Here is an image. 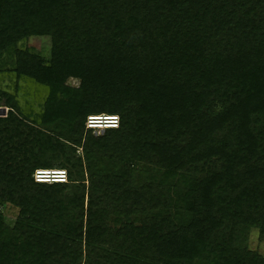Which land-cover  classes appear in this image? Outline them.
<instances>
[{
	"label": "trees",
	"instance_id": "obj_1",
	"mask_svg": "<svg viewBox=\"0 0 264 264\" xmlns=\"http://www.w3.org/2000/svg\"><path fill=\"white\" fill-rule=\"evenodd\" d=\"M0 108V264H264V0H0Z\"/></svg>",
	"mask_w": 264,
	"mask_h": 264
},
{
	"label": "rangeland",
	"instance_id": "obj_2",
	"mask_svg": "<svg viewBox=\"0 0 264 264\" xmlns=\"http://www.w3.org/2000/svg\"><path fill=\"white\" fill-rule=\"evenodd\" d=\"M46 39V38H44ZM48 40V39H47ZM48 41L43 39H29L22 42L20 45L23 49H29L34 53L43 54V50L48 48ZM76 84V82H72ZM98 133L103 132L102 130H98ZM17 216V211L12 207H6L0 212V217H6L10 219H15ZM249 246L252 250L258 251L262 255H264V241L261 240L259 233L253 231L250 237Z\"/></svg>",
	"mask_w": 264,
	"mask_h": 264
},
{
	"label": "built area",
	"instance_id": "obj_3",
	"mask_svg": "<svg viewBox=\"0 0 264 264\" xmlns=\"http://www.w3.org/2000/svg\"><path fill=\"white\" fill-rule=\"evenodd\" d=\"M89 122L90 123V126H92V122H94V117H91L89 119ZM113 122L114 123V126L117 127L118 126V121L115 119ZM54 172H57L55 170H37L35 172V180L39 183H53L55 182L54 176H59V179L61 183H66L68 182V176H67V173L66 171H59L58 174H54Z\"/></svg>",
	"mask_w": 264,
	"mask_h": 264
},
{
	"label": "water",
	"instance_id": "obj_4",
	"mask_svg": "<svg viewBox=\"0 0 264 264\" xmlns=\"http://www.w3.org/2000/svg\"><path fill=\"white\" fill-rule=\"evenodd\" d=\"M7 108H0V117H5L7 115Z\"/></svg>",
	"mask_w": 264,
	"mask_h": 264
},
{
	"label": "clouds",
	"instance_id": "obj_5",
	"mask_svg": "<svg viewBox=\"0 0 264 264\" xmlns=\"http://www.w3.org/2000/svg\"><path fill=\"white\" fill-rule=\"evenodd\" d=\"M102 117H105V116H102ZM110 117V116H109ZM112 118H114V120L116 119L117 121H118V118L117 117H112ZM90 119V118H89ZM113 120V121H114ZM115 123V122H114ZM88 125L90 126V122L88 121ZM114 125V124H113ZM91 127V126H90ZM103 128H106V127H103ZM116 128V127H115ZM102 129V128H101ZM55 171H57V170H55ZM57 172H59V171H57Z\"/></svg>",
	"mask_w": 264,
	"mask_h": 264
}]
</instances>
